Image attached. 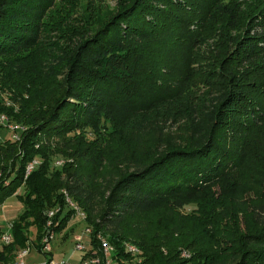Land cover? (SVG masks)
Returning a JSON list of instances; mask_svg holds the SVG:
<instances>
[{
    "label": "trees",
    "instance_id": "16d2710c",
    "mask_svg": "<svg viewBox=\"0 0 264 264\" xmlns=\"http://www.w3.org/2000/svg\"><path fill=\"white\" fill-rule=\"evenodd\" d=\"M54 2L0 0V115L18 126L15 140L0 125L9 180L0 202L22 187L0 264L27 244L39 250L45 210L59 207L52 228L64 225L73 215L65 193L84 213L91 246L102 234L116 264H264V195L244 197L264 188V13L244 25L235 0H129L94 30L57 16L59 27L48 28H64L61 46L42 35ZM191 56L209 69L190 73ZM188 81L207 94L187 120L191 138H146L149 115L162 109L166 119ZM126 132L134 144L116 143ZM56 154L71 161L54 166ZM190 198L202 216L193 228L178 216ZM159 208L157 224L127 222Z\"/></svg>",
    "mask_w": 264,
    "mask_h": 264
},
{
    "label": "rangeland",
    "instance_id": "374dc122",
    "mask_svg": "<svg viewBox=\"0 0 264 264\" xmlns=\"http://www.w3.org/2000/svg\"><path fill=\"white\" fill-rule=\"evenodd\" d=\"M128 1L129 0H55L54 4L47 11L48 17L43 19L44 21H46L44 30L47 31L42 33L43 40L44 41L47 40V43L49 42L53 45L54 43H57L62 46L63 44L62 40L58 38L64 37L66 35L64 28L59 30H56L55 28L53 29L48 28V27H52L50 25L56 22L57 16H61L64 24L67 23L75 27L78 26L79 28L85 26V24L86 25L89 24V28H93L94 30L99 26L101 27L103 23L106 20H108V18L111 15L115 14L116 12H119V10ZM229 1L230 0H220V2H222L221 4L225 6ZM235 1L237 3H240L241 11H243L244 13L243 15L240 14L241 12L239 13L240 18L243 19V21L240 20V23H243L245 25L247 21L246 20L247 17H250V19L253 18V20L255 19L257 21H260V18H262V14L264 13V0H235ZM254 23L255 22H253V24ZM54 26L59 27V25H55V24ZM195 48L196 49L194 50V52H196L195 53L196 57H199V54L197 52L202 53L204 50H206V47L203 44L199 46L196 45ZM190 58L192 59L190 61L189 60L187 61V65L190 73L192 72L205 73L207 69H209L208 63H205L204 61H201L197 58L194 59L195 57L192 56ZM181 62L186 63L185 57L181 61L178 60V65H180L179 67L183 66ZM202 85L200 83L193 84L190 83V81L184 84L181 88L179 85L178 87L179 89H176V91L180 90L181 92L180 94L184 96L185 99L182 98L181 101L177 100L174 102L173 105L169 104L168 106L170 108L168 109L167 117L163 121H162L163 118H159L160 116L158 117L159 115L158 113L161 112L162 109L154 110L156 112L149 115L148 122L146 123L148 124L147 128H149L147 129L148 131H146L145 133L146 138L150 136V139L151 138L156 139L159 136V132L163 134L164 138H166L167 136L168 137L172 136L177 141V143H182L181 139L183 135L187 136L190 133V138H191V129L189 131V129L186 127L188 126L187 120L189 118L191 119L193 115L198 116L200 114V110L197 111L198 109H196V104L199 99H203V97L205 99V95H207L205 94L206 88L203 87ZM188 101L190 103V108L185 109V105H187V107L189 106ZM153 118L155 123L152 121ZM158 119H161V121L158 122ZM159 124H161V126L164 125V127L160 129ZM1 126L4 127V125ZM86 130H89V127L86 128ZM2 132L4 131L0 130L1 137L5 134V132L4 133ZM5 135L8 136V133H6ZM127 135H129V132H126L124 134L122 133L118 134L117 137H114L118 141L116 143L122 146H124L128 142L134 144L130 135L129 136ZM37 160L39 164L40 159L37 158ZM57 161H62V162L71 161V158L66 157L62 154L53 155L52 165L59 166L56 164ZM210 191L213 192V189H211ZM255 193L253 192V189L248 190L245 193L244 197L245 199H247L249 203L252 200H254V203H257L260 198L259 196L264 195V188L257 189ZM21 194H22V187H19L15 189V191L12 192L10 195L4 197L1 200L0 231L6 229L8 223L11 222V220H13L16 214L19 212L20 210L19 195ZM195 195L196 194L191 196H195ZM197 209H198L197 204L193 203L191 198H190V203H185V205L182 208L178 209V216L180 220H182L185 226L187 227L190 226L193 228L194 227L193 225L197 223V221L202 220V216H200V213L197 211ZM64 212H65V208L63 209L62 213ZM161 214H162V210H160L159 208L157 211L149 212L144 215L132 216L128 219L127 222L128 223L134 222L136 225L142 223V226L147 227L149 222L157 224V222L161 217ZM83 219L84 218H82L79 215H72L68 218V220L64 223L62 227H60L59 229H55L53 231V236L50 242V247L52 250L51 256L49 253L41 254L37 252L36 249L31 245L29 254H27V256L25 257V262L28 264H36L43 262L49 258H52V260L56 263L59 261H66L68 263H72L76 261L79 252L73 250L72 239L81 236V232L86 227ZM56 223L57 220H54V224ZM238 223L240 229L242 230L240 215H238ZM199 229L200 227L196 228L197 231H199ZM101 231L107 237L110 236V233H107L106 231L103 230ZM33 233H34L33 228L29 227L28 237L30 239H32V237L30 236H33ZM83 241H85L84 243L87 244L86 236L83 237ZM126 242L128 241H125V243ZM182 256L187 257V253H184ZM113 264H116V262H113Z\"/></svg>",
    "mask_w": 264,
    "mask_h": 264
},
{
    "label": "built area",
    "instance_id": "2783aa9c",
    "mask_svg": "<svg viewBox=\"0 0 264 264\" xmlns=\"http://www.w3.org/2000/svg\"><path fill=\"white\" fill-rule=\"evenodd\" d=\"M8 130L11 132L10 137L12 139H15V140L18 139V135L15 132V130H18V129H8ZM31 164L32 162L28 163L26 165V169H28V166H31ZM6 179L7 177L2 176V171L0 169V184L3 183ZM58 210H59V207H56L54 209H47L44 211L45 221L43 225V231H44L43 244L40 246L39 250H36L37 252L41 254L49 253L47 249L48 231L50 228V223H54V222H46V215H54ZM72 212H73V215H78L75 208H74V211ZM0 232H1L0 246L9 244L11 242L10 222L8 223L7 228ZM84 236H86L87 240H89V247H82V240ZM90 237H91V232L82 231L81 236L75 239H72L73 250L81 252V255L78 261L74 263H68L66 261H59L56 263L52 260V258H49L41 263H36V264H113L114 260L112 258L110 251L104 245L98 242H97V245H98L97 247L91 246ZM95 240L97 241L96 238Z\"/></svg>",
    "mask_w": 264,
    "mask_h": 264
},
{
    "label": "bare ground",
    "instance_id": "6f19581e",
    "mask_svg": "<svg viewBox=\"0 0 264 264\" xmlns=\"http://www.w3.org/2000/svg\"><path fill=\"white\" fill-rule=\"evenodd\" d=\"M0 125H4L7 129H16L18 127L16 124H13V123L9 122L5 115H0ZM30 162H32L31 166H28V169H26V167H25V173H24V177L25 178L30 173V171L38 164V160L37 159H33ZM61 163H62V161H57L56 162L57 165H60ZM8 182H9V180L6 179L3 183L4 184H8ZM65 201H66V204L73 211H74V208H75L77 214L79 216H81L82 218H84V213L80 210V208L73 201H71L69 199V197L66 195V193H65ZM50 209H54V208H50ZM53 216L54 215H46V222H53ZM52 227H53V223H50V228H49V231H48V238H47V249H48L49 252L51 250L50 242H51V238L53 236V231H54ZM83 231L91 232V228L89 226H86ZM10 235H11V233H10ZM96 238H97L98 243H101L102 245H104L110 251L111 255L114 253L113 252L114 251L113 245L110 244L108 242V240H106V238L102 234H100V233L97 234ZM43 239H44V236L41 239V244H43ZM11 240H12V236H11ZM84 242L85 241L82 240V247H89V240H87V244H85ZM0 243H1V234H0ZM25 248H26V250H25ZM126 248L132 254L138 253V248L136 246H134L133 244H127ZM29 251H30V245L29 244L19 248L18 251H16L17 254L15 256L16 258H15V263L14 264H28V263L25 262V257L27 256V254H29Z\"/></svg>",
    "mask_w": 264,
    "mask_h": 264
},
{
    "label": "crops",
    "instance_id": "0c3cea01",
    "mask_svg": "<svg viewBox=\"0 0 264 264\" xmlns=\"http://www.w3.org/2000/svg\"><path fill=\"white\" fill-rule=\"evenodd\" d=\"M20 248V247H19ZM18 248V249H19ZM18 249H16V251H18ZM15 251V256H16V254H17V252ZM49 254H50V256H51V254H52V250H50V252H49ZM80 255H81V252H79V254L77 255V259H76V261H78L79 260V258H80ZM16 258V257H15ZM76 261H74V262H76ZM74 262H72V263H74ZM15 263V259H14V262H13V264ZM41 263V262H40Z\"/></svg>",
    "mask_w": 264,
    "mask_h": 264
}]
</instances>
